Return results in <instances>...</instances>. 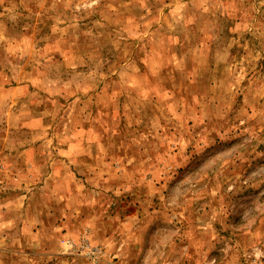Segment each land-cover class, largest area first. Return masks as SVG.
Wrapping results in <instances>:
<instances>
[{"label": "rangeland", "instance_id": "obj_1", "mask_svg": "<svg viewBox=\"0 0 264 264\" xmlns=\"http://www.w3.org/2000/svg\"><path fill=\"white\" fill-rule=\"evenodd\" d=\"M0 264H264V0H0Z\"/></svg>", "mask_w": 264, "mask_h": 264}, {"label": "crops", "instance_id": "obj_2", "mask_svg": "<svg viewBox=\"0 0 264 264\" xmlns=\"http://www.w3.org/2000/svg\"><path fill=\"white\" fill-rule=\"evenodd\" d=\"M90 225H92L91 223H90ZM92 227L93 226H90V236L92 235ZM93 234H94V232H93ZM100 253H101V250H100ZM135 253H136V255H138V251L136 250L135 251ZM140 253V252H139ZM138 257H140V255H138ZM142 262V261H141Z\"/></svg>", "mask_w": 264, "mask_h": 264}]
</instances>
